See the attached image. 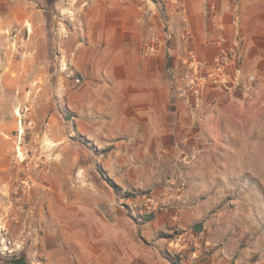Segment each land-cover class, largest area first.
I'll list each match as a JSON object with an SVG mask.
<instances>
[{
	"label": "crops",
	"instance_id": "obj_1",
	"mask_svg": "<svg viewBox=\"0 0 264 264\" xmlns=\"http://www.w3.org/2000/svg\"><path fill=\"white\" fill-rule=\"evenodd\" d=\"M59 1L51 0L52 9L59 8ZM151 1L154 11L146 18L138 0L97 1L86 15V34L80 41L72 39L66 51L75 55L76 71L87 77L83 85H98L100 91L107 92V98L102 97L99 103L108 108L105 116L111 123L100 125L101 133L113 138L125 130L135 138L141 136L143 124L147 129V136L142 134L143 144L137 141L124 148L131 156L140 151L143 160L153 165L165 164L168 180L180 178L177 171L187 167V155L196 149L189 140L203 133V128L194 129L191 123L218 118L213 110H218L221 100L225 96L230 99L246 85L264 90V0ZM41 2L12 0L9 6L0 0V48L2 31L9 25L18 24L30 32L19 64L4 61L0 53L3 90H8L7 85L25 84L32 70L41 80L45 65L50 72L55 42L45 36L51 20ZM163 25L168 29L167 45L160 34ZM149 31L157 40L145 54ZM221 54L224 63L215 66L213 61ZM192 79L196 86L190 85ZM190 92L196 98L192 109ZM90 101L94 106L97 99ZM209 106L212 114L204 112ZM89 122L84 134L95 137L96 125L93 119ZM115 169H124L123 161H115ZM129 184L120 183L125 188H130ZM172 186H152V197L161 194L157 201L167 206L142 223L140 219L134 222L133 212L102 202L100 195L88 196L91 204L50 211L51 226L41 238L45 264L231 263L227 261L233 256L231 241L223 242L208 220L203 226L209 242L192 253L191 262L176 261L177 252L185 247L180 240L196 238L189 228L198 212L189 206L194 195L187 188ZM173 223L182 228L174 235L167 233V226ZM242 260L239 256L236 262Z\"/></svg>",
	"mask_w": 264,
	"mask_h": 264
},
{
	"label": "rangeland",
	"instance_id": "obj_2",
	"mask_svg": "<svg viewBox=\"0 0 264 264\" xmlns=\"http://www.w3.org/2000/svg\"><path fill=\"white\" fill-rule=\"evenodd\" d=\"M97 1L60 0L59 8L52 9L51 0H42L40 6L49 10L46 14L51 20L45 36L55 42L56 53L48 63L50 72L45 65L41 80L32 70L23 85H7L8 90L0 85V264H16L18 260L45 264L41 238L51 226L50 211L91 204L90 195H100L107 205L133 212L134 222L140 219L142 223L167 206H158L161 194L152 197L153 185L156 189L177 185V189L187 188L194 195L189 206L196 207L198 213L189 232L205 235L201 249L210 238L203 226L208 220L223 242L231 241L229 264H264V90L246 85L230 99L225 96L221 100L218 110H213L218 118L191 123L194 129L203 128V133L189 140L196 149L187 155V167L177 171L180 178L167 180L165 164L153 165L143 160L140 151L131 156L124 148L143 144L147 136L143 124L141 136L135 138L125 130L113 138L101 133L100 125L111 123L105 116L108 108L99 103L102 97L107 98V92L100 91L98 85H83L87 77L76 71L75 55L66 51L72 39L80 41L86 34V15ZM138 3L143 18L154 11L151 0ZM6 4L10 6L12 0ZM167 32V25L161 26L166 45ZM29 34L18 24L3 29L0 53L4 61L20 63ZM147 35L145 54L157 40L150 31ZM190 85L197 83L192 79ZM189 97L192 109L196 98L192 92ZM94 99L97 101L92 106L90 100ZM204 112L212 114L211 106ZM92 119L97 134L87 137L85 128ZM115 161H123L124 169L117 171ZM120 183H130V188ZM179 229L176 223L169 224L167 233L174 235ZM194 239L180 240L185 247L177 252V262H191L197 250ZM239 256L243 260L236 262Z\"/></svg>",
	"mask_w": 264,
	"mask_h": 264
},
{
	"label": "built area",
	"instance_id": "obj_3",
	"mask_svg": "<svg viewBox=\"0 0 264 264\" xmlns=\"http://www.w3.org/2000/svg\"><path fill=\"white\" fill-rule=\"evenodd\" d=\"M14 31L16 32V29H14ZM223 60H224V55L223 54H221V55H219L214 61H213V64L215 65V66H221V65H223ZM183 189V188H182ZM167 204L165 203V202H160L159 204H158V206H160V207H162V206H166ZM152 210H155V208L154 207H152ZM205 240H206V237H205V235L201 232V233H199V234H197L196 235V238H195V246L197 247V249H201V247H202V243H204L205 242ZM182 259H183V257H182V255L180 256Z\"/></svg>",
	"mask_w": 264,
	"mask_h": 264
},
{
	"label": "trees",
	"instance_id": "obj_4",
	"mask_svg": "<svg viewBox=\"0 0 264 264\" xmlns=\"http://www.w3.org/2000/svg\"><path fill=\"white\" fill-rule=\"evenodd\" d=\"M113 188L115 189V191L118 190V189H117V186H115V185H113ZM150 218H151V216H149V217L147 218V220H149ZM16 264H23V262L20 261V260H18V261H16ZM172 264H177V263H175V262L172 261Z\"/></svg>",
	"mask_w": 264,
	"mask_h": 264
},
{
	"label": "bare ground",
	"instance_id": "obj_5",
	"mask_svg": "<svg viewBox=\"0 0 264 264\" xmlns=\"http://www.w3.org/2000/svg\"><path fill=\"white\" fill-rule=\"evenodd\" d=\"M15 113H16L17 115L19 114V112H18V111H16Z\"/></svg>",
	"mask_w": 264,
	"mask_h": 264
}]
</instances>
